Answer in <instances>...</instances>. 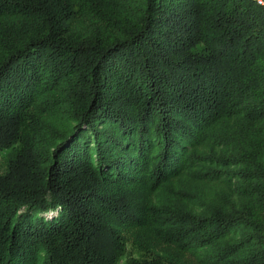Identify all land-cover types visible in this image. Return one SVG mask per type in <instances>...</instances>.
Returning <instances> with one entry per match:
<instances>
[{
	"label": "trees",
	"instance_id": "obj_1",
	"mask_svg": "<svg viewBox=\"0 0 264 264\" xmlns=\"http://www.w3.org/2000/svg\"><path fill=\"white\" fill-rule=\"evenodd\" d=\"M67 62L65 144L40 160L29 128L45 122L24 111ZM54 102L38 109L56 114ZM2 114L0 264H264V11L252 0H0ZM206 123L216 129L202 138ZM205 140L192 180L216 184L212 199L185 206L177 190L184 205L127 212L126 189L154 195ZM91 165L97 182L74 185ZM103 182L121 191L111 216L146 227L129 259L85 209Z\"/></svg>",
	"mask_w": 264,
	"mask_h": 264
},
{
	"label": "rangeland",
	"instance_id": "obj_2",
	"mask_svg": "<svg viewBox=\"0 0 264 264\" xmlns=\"http://www.w3.org/2000/svg\"><path fill=\"white\" fill-rule=\"evenodd\" d=\"M76 63L77 62H75V64ZM81 64L87 65V62H81ZM75 76H77V74L73 73L70 62H67L66 66H64L63 68L58 69L52 78L49 79L47 78V76H45V80L41 83L34 101L29 104V106L24 111L26 112L24 113V118L26 120L34 122L33 120L35 118H40L45 122V131L43 127H40L39 131L38 129H34L33 127L29 128V140L32 141V144L35 145L36 148L38 145V148H40V150L42 151L41 157L38 156L40 160L41 158L45 159L47 156L49 157L52 153L55 154V152L59 150V148L61 149L65 144V140L61 139L60 134L64 132L67 126L66 124H68L69 122L68 102L70 101L72 94L76 92V86L74 81L72 80V77ZM50 98H55L54 103L56 105L54 112L56 111V114H52L50 112V109L52 108V106L50 105L45 106L46 108H44L43 106L44 109H38L39 104L41 105V103L45 101L49 102ZM0 116L6 115L2 114ZM210 126L211 123L205 124V129L207 127L208 128L206 130H202V138L206 133L209 134V132H211L210 134L213 135V131L214 129H216V127L212 129L210 128ZM212 150L213 146L207 140H205L204 143L201 142L200 145H197V147L187 150L183 157V171L178 172V174L175 175L173 179H171V177L167 178L168 181H165V183L163 182L164 184L161 185V187L158 189V191L155 192L154 195L153 193L145 192L144 190H133V187L131 185L129 187L130 189L125 190L126 192L123 194L124 196L122 195L127 199V204L132 207L129 208L130 210H128L127 212L135 213L137 212V208L144 209V207H147L149 209L159 208V206L171 202H176L181 205L185 204V206H198L196 204H204L208 199H212L214 194L218 193L219 190V187L216 184H198L192 180L193 178L195 179L196 176H200V173L204 172V169L207 168V165L202 163V161H199L201 163H197L198 161L194 159L192 160V157L197 155L208 156L207 153ZM38 168L41 169V167ZM95 168V166L91 165L88 167L85 166V168H79V170L76 169L73 171L74 173L69 176V179H74V185L82 182H94L93 180L96 179L95 175H98L94 170ZM234 169L235 168L227 167L225 169H220L219 171L223 170L224 172H226L232 171ZM222 174L226 175L225 173ZM114 177L115 176L111 175L109 179L114 180ZM91 178H93V180H91ZM95 182H97V180H95ZM105 182H107V180ZM101 184L102 185H100V188L98 189L99 191L97 193V198L101 199H98L99 205H85V209L95 215L97 214L100 220V222L98 223L99 229L101 228V230H103L105 234H109L111 238H108L110 240L112 239V242L119 241V245L121 246L120 249L123 251L125 250V258L129 259L133 257L136 245L140 246L138 242H140L144 238L145 235L143 234V229L146 227H137V220H130L127 218V216L119 219L111 216L110 212L118 206L116 198L119 196V192L121 191L116 190L117 187H115L114 183H107V185H105L103 182ZM177 190H182L183 194L179 195L180 191L177 192ZM151 194L153 196L149 197L150 200L145 199L146 196ZM177 195H179L182 199L185 198L187 202L183 204V202L178 200ZM120 205L122 206V203H119V206ZM6 207L8 208L7 205L5 206L3 204H0V212H5ZM106 209L110 210L106 212ZM129 223H132L130 227L128 226ZM72 226L73 225L71 224L67 229H71ZM89 227V225L84 223V227L83 229H81V233L83 231L84 234H87L88 238H91L93 237L94 232L91 234V231L88 230L90 229ZM65 231L66 230H62V232ZM239 232L242 231L240 229L231 230L227 236L220 240L221 245L225 242H233L235 238L239 237ZM97 233H99V231ZM94 237V239L97 240L99 238V235H95ZM83 239L87 240L86 238ZM121 240L124 242V244H122ZM221 245L219 247H221ZM205 250L207 249L196 251L194 253V256H199V258L205 257ZM200 259L202 260L203 258Z\"/></svg>",
	"mask_w": 264,
	"mask_h": 264
},
{
	"label": "built area",
	"instance_id": "obj_3",
	"mask_svg": "<svg viewBox=\"0 0 264 264\" xmlns=\"http://www.w3.org/2000/svg\"><path fill=\"white\" fill-rule=\"evenodd\" d=\"M253 3L264 11V0H252Z\"/></svg>",
	"mask_w": 264,
	"mask_h": 264
}]
</instances>
